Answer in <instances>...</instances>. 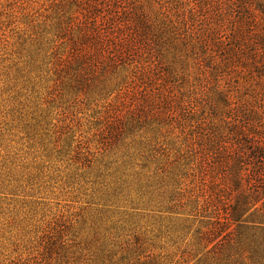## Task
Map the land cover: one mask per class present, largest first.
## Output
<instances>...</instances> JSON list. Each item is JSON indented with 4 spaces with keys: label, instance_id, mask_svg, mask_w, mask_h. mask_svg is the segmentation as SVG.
<instances>
[{
    "label": "rangeland",
    "instance_id": "obj_1",
    "mask_svg": "<svg viewBox=\"0 0 264 264\" xmlns=\"http://www.w3.org/2000/svg\"><path fill=\"white\" fill-rule=\"evenodd\" d=\"M108 1L105 16L117 19L122 1L157 21L174 3ZM90 4L0 0V264H255L253 244L202 241L211 205L233 198L235 175L205 184L192 172L196 164L181 159L188 124L173 102L183 96L199 108L211 98L222 109L230 97L264 116V68L235 64L208 76L148 38L141 75L126 66L93 73L69 61ZM157 89L158 118L140 107ZM164 94L176 98L167 106ZM203 108L212 129L213 111Z\"/></svg>",
    "mask_w": 264,
    "mask_h": 264
},
{
    "label": "trees",
    "instance_id": "obj_2",
    "mask_svg": "<svg viewBox=\"0 0 264 264\" xmlns=\"http://www.w3.org/2000/svg\"><path fill=\"white\" fill-rule=\"evenodd\" d=\"M86 1L91 2V11L87 12L91 21L87 24L88 19H77L81 30L71 43L69 56V61L85 70L107 75L126 66L141 75L140 59L143 48L149 46L145 44L148 38L155 46L161 39L164 48L168 46L183 60L192 59L201 74L208 76V70L218 71L219 67L229 66L230 72L237 70L235 64L257 73L264 68V0H172L171 7L168 3L163 6L162 21L152 20L144 11L126 8L122 1L115 19L103 13L108 0ZM157 92V98L144 99L140 107L153 111L158 118L161 93L159 89ZM164 96L162 104L167 105L169 96ZM230 100L225 98L222 109L211 98L204 104L197 103L199 108L183 96L173 102L180 112L179 120L187 121V139L191 142L186 151L189 157L181 159L188 158L196 164L192 172L200 174L205 184L211 178H228L226 171L234 172L233 198L220 202V207L212 204V211L203 207L214 217L202 241L210 244L221 238L219 242L224 241L229 249L253 244L258 248L256 264L264 260V204L257 207L264 198V116ZM206 105L214 114L212 129L205 128L206 118L199 113ZM166 113L163 121L173 118L170 109ZM186 113L190 115L188 120L184 118ZM249 148L253 151L248 154L245 149Z\"/></svg>",
    "mask_w": 264,
    "mask_h": 264
}]
</instances>
